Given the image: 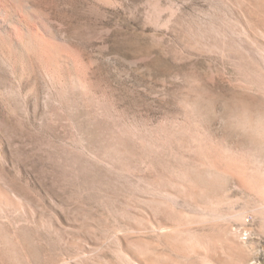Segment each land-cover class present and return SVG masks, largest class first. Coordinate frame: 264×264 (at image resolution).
Returning <instances> with one entry per match:
<instances>
[{"label": "rangeland", "instance_id": "obj_1", "mask_svg": "<svg viewBox=\"0 0 264 264\" xmlns=\"http://www.w3.org/2000/svg\"><path fill=\"white\" fill-rule=\"evenodd\" d=\"M25 1L0 264H264V0Z\"/></svg>", "mask_w": 264, "mask_h": 264}, {"label": "bare ground", "instance_id": "obj_2", "mask_svg": "<svg viewBox=\"0 0 264 264\" xmlns=\"http://www.w3.org/2000/svg\"><path fill=\"white\" fill-rule=\"evenodd\" d=\"M11 1H13L15 3L19 1L21 3L22 9L25 11V12L23 11L24 13L30 14L32 12V7H31L29 1H25V0H0V10L4 13L3 15H5V18L3 19V21H0V33L3 35H7L8 33H10L12 26L17 24L23 28V30L25 31V35H26V40L23 44H21V42H19V41H15V44L17 45V47L19 49L25 50V48L38 47L39 44L43 45L44 42L41 39H39L38 36L33 35L31 29L29 28V26L27 24V22L20 20L17 17L16 13L13 10V9H15V7L13 9L11 7V3H12ZM15 5L18 6V4H15Z\"/></svg>", "mask_w": 264, "mask_h": 264}]
</instances>
